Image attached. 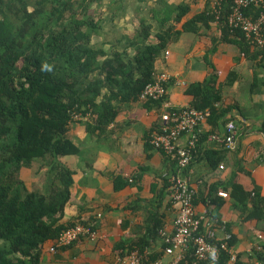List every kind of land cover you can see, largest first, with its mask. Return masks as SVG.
Returning <instances> with one entry per match:
<instances>
[{"label":"trees","instance_id":"1","mask_svg":"<svg viewBox=\"0 0 264 264\" xmlns=\"http://www.w3.org/2000/svg\"><path fill=\"white\" fill-rule=\"evenodd\" d=\"M125 2L0 0V264H41V252L47 242H54L78 223L94 222L84 217L62 220L75 173L65 157L81 152L70 129L79 122L84 123L90 136L105 133L116 121L122 104L142 100L145 86L155 80L156 58L172 39V34L163 29L154 35L152 26L143 22L135 37L134 33L126 35L128 47L113 44L108 50L97 42L95 36L99 35L106 13L111 12L116 18L124 12ZM208 2L206 10L184 24L185 31L201 34L200 26L214 22L221 41L236 44L247 55L253 51L254 58L264 54V47L250 43L243 31L230 27L234 0H220V5L214 4V0ZM189 8L185 6L177 20ZM259 12L256 5L246 9L252 19ZM169 19L166 16L162 24ZM129 48H135V55L129 56ZM217 76L214 72L206 81L192 83L187 93L194 98L186 107L210 109V122L221 129L230 121L225 117L230 108L222 105V92L215 85ZM235 77V72L228 76V85L233 84ZM167 99L168 94L159 100L145 101L163 106ZM74 113H81L82 117L74 119ZM89 113L85 120L83 117ZM207 135L198 139V148ZM165 155L171 172L176 171L177 153ZM209 159L212 160L211 156ZM28 178H32L34 185L31 190L26 184ZM131 178L121 183L119 179L116 188L129 184ZM166 182L165 187H170L169 177ZM219 186H210L209 196L217 206L209 214L220 220ZM223 187L230 188L243 220L264 222V197L258 187L248 190L237 181ZM158 194L161 203L164 193ZM196 201L197 194L195 204ZM131 207L134 209V201ZM164 223V214L156 207L150 212L139 241L135 245L130 243L127 250L124 244L119 246L126 250L122 254H129L136 247L146 250L150 239L161 236ZM218 223L225 226V233L232 232L231 225ZM203 224L202 221V231ZM92 226L95 228V224ZM237 242L233 234L228 240L229 250H223L218 260L205 264H264V240L261 249L255 247L252 253H239L233 258L232 249ZM157 259L147 257L144 264Z\"/></svg>","mask_w":264,"mask_h":264},{"label":"crops","instance_id":"2","mask_svg":"<svg viewBox=\"0 0 264 264\" xmlns=\"http://www.w3.org/2000/svg\"><path fill=\"white\" fill-rule=\"evenodd\" d=\"M185 6L190 7L188 12L177 20ZM208 6V0H126L124 12L116 18L111 12L106 13L97 42L108 50L113 44L128 47L126 35L134 33L135 37L143 22L152 26L154 35L160 29L172 34L155 61L156 71L165 70L171 76L168 99L163 106L145 100L122 104L116 121L99 136L88 135L84 123L72 125L70 133L81 152L65 157L75 173L62 220L94 219L91 225L95 224L98 236L93 240L79 239L56 251L51 250L54 242L49 241L41 252V264H126L129 254L123 255L121 251L125 252L130 243L135 245L144 235L149 214L156 207L164 214L163 229L168 233L174 231L178 205L172 200L171 186L165 187L167 173L172 170L170 162L147 139L160 129L166 105L173 109L189 106L194 98L187 93L190 85L206 81L214 72L218 74L215 85L222 92V105L230 108L225 117L236 122L240 135L236 147L230 150L211 136L222 134L225 125H220V129L208 119L200 126L198 139L208 135L202 139L187 171L197 190L196 210L203 217L205 229L216 228L219 238H223L225 226L218 222L231 225V233L238 240L232 249L235 257L239 253L250 254L261 244L259 232H264V222L243 220L230 188L223 186L236 181L248 190L256 186L264 197V54L254 58L253 51L247 55L236 44L221 41L214 22L200 26L201 34L185 31L188 19ZM166 16L170 19L162 24ZM125 18L134 20V28ZM154 35L152 39L156 41ZM135 53V48H129V56ZM232 72L236 77L228 85ZM187 140L188 136H183L179 144L185 146ZM212 150L217 153H209ZM130 176L129 184L116 188V181L121 179V183ZM29 179L31 185L28 179L26 184L31 190L33 182ZM216 184L220 185L217 200L222 201L218 209L220 220L209 214L217 206L209 196L210 186ZM162 191L164 200L160 203L158 193ZM220 191L228 196H221ZM122 244L126 250L119 248ZM164 246L161 236L150 239L148 257L156 256L157 260L170 263L178 251L168 254Z\"/></svg>","mask_w":264,"mask_h":264},{"label":"built area","instance_id":"3","mask_svg":"<svg viewBox=\"0 0 264 264\" xmlns=\"http://www.w3.org/2000/svg\"><path fill=\"white\" fill-rule=\"evenodd\" d=\"M214 4L220 5V0H214ZM254 5L260 7V12L257 18L252 19L246 14V9ZM229 25L233 30L243 31L250 43L264 47V0H234ZM170 79L171 76L167 71H156L155 80L145 86L141 99L159 100L166 96L167 83ZM166 108L162 114L160 129L150 134L148 142L167 155L174 153L178 155L179 167L176 171L167 173L171 183L172 200L178 205L175 228L172 233L160 231L165 252L175 254L178 251V253L170 263L157 260L154 264H205L207 261H216L223 250H229L228 240L232 237V233H224L223 238H219L216 228L201 230L203 217L198 216L194 202L197 190L187 172L197 154L200 126L209 119L211 110L194 107L173 109L167 105ZM89 116L90 113L83 118L88 120ZM81 117V113H74V119ZM239 135L238 125L234 120H230L222 134L211 136L231 150L236 147ZM183 136H188L185 146L179 144ZM220 195L226 197L228 193L220 191ZM97 236V229L92 225L78 223L64 231L54 241L51 250L56 251L58 248L72 245L81 238L93 240ZM259 239L263 241L264 235L260 234ZM261 246L260 244L257 248L261 249ZM147 257L148 250L134 248L129 253L126 264H144ZM256 264L260 263L256 261Z\"/></svg>","mask_w":264,"mask_h":264},{"label":"rangeland","instance_id":"4","mask_svg":"<svg viewBox=\"0 0 264 264\" xmlns=\"http://www.w3.org/2000/svg\"><path fill=\"white\" fill-rule=\"evenodd\" d=\"M132 18V17H131ZM126 19L125 18V20H127V21H130V23H131V27H133L134 26V20H132V19ZM122 20V19H121ZM132 20V21H131ZM123 21H124V19H123ZM130 23L128 24L129 26H130ZM134 28V27H133ZM132 28V29H133ZM132 34V33H131ZM96 37V39L98 38V35L97 36H95ZM97 41H98V39H97ZM28 182H29V184H30V182H31V180L28 178ZM31 185V184H30ZM32 188H34V186L32 185Z\"/></svg>","mask_w":264,"mask_h":264}]
</instances>
